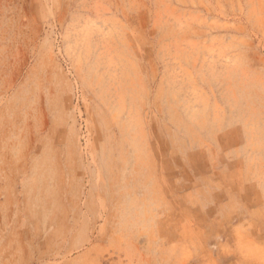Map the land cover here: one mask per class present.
Masks as SVG:
<instances>
[{
    "label": "rangeland",
    "instance_id": "obj_1",
    "mask_svg": "<svg viewBox=\"0 0 264 264\" xmlns=\"http://www.w3.org/2000/svg\"><path fill=\"white\" fill-rule=\"evenodd\" d=\"M0 264H264V0H0Z\"/></svg>",
    "mask_w": 264,
    "mask_h": 264
}]
</instances>
